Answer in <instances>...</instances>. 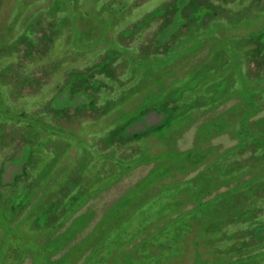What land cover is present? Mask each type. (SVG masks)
Returning <instances> with one entry per match:
<instances>
[{"label":"rangeland","instance_id":"1","mask_svg":"<svg viewBox=\"0 0 264 264\" xmlns=\"http://www.w3.org/2000/svg\"><path fill=\"white\" fill-rule=\"evenodd\" d=\"M248 1V11L253 18L258 16L259 10L264 11V0ZM214 5L224 7L225 14L229 8L236 9L233 0H0V69L4 71L0 70V92L4 100L8 99L7 107L12 113H19L20 108L23 112L28 110L41 118L45 128L31 129L0 115V205L6 200L8 208L35 201L44 206L38 216L29 212L22 214L20 230L31 233L37 229L36 242L45 250L44 256L52 251L51 263L60 264L59 259H69L73 252V264L82 263L88 256L91 261L86 264H103L100 261L107 257L106 253H94L98 238L122 241L131 223L118 216L107 221V229L92 235L94 239L80 252L79 244L76 245L80 240L76 236L78 228L94 218L80 236L81 239L90 237L95 225L105 222L109 209L154 170L155 192L152 194L160 198L154 200L151 207L137 199L134 203L140 204V211L121 215H139L132 222H142L138 226L141 229L146 221L159 215L167 221L154 233H149L148 227L143 228L147 232L133 243L146 246L139 251L143 257H139L137 250L132 252L134 245L126 248V252H132V261L136 259V263L163 264L162 261L170 260L171 264H192L193 248L189 239L194 240V236L186 238L188 244L184 243L181 257H175L176 246L165 249L164 255L153 249L160 245L159 241L167 240L166 235L173 236L181 230L169 227V209H176L174 206L180 201L184 211L198 207L207 209V217L216 227L227 222L223 220L227 219L222 216L223 211L234 208L236 198H241L244 188L238 185L264 177V112L247 121V131L241 128L248 107L252 109L249 114L264 109V54L258 57L255 53L258 47L250 41L243 48L239 46V56L245 54L244 61L249 60L245 68L236 67V71L233 68L229 75L227 72L218 74L224 65L223 54L218 52L221 46L205 35L206 41L197 48L180 54L181 57L178 54L176 58H169L178 53L179 45L186 40L195 41L200 32L212 26L215 16L209 14L207 7ZM95 8L101 9L99 12L106 17L102 21L108 22L102 33V27L93 26L95 21L91 14L96 12ZM73 10L75 27L67 20ZM218 17L225 25L224 12ZM252 25L259 31L264 29V16ZM59 26L62 28L56 34L54 28ZM247 28L242 26L238 30L240 36L248 38L246 34L250 29ZM229 34L224 26L216 32L222 41ZM32 44L33 48L27 47ZM145 101L155 107L157 114L150 111L126 128L131 114L147 107ZM243 103L247 104L246 108ZM159 125L167 128L160 133H148ZM240 132L242 136L238 140ZM140 133L147 134L136 137ZM237 141H240L239 148ZM209 147L205 164H199V171L190 176L183 170L162 175L160 162L121 176L117 182L106 186L96 199L88 200L85 215L67 222L61 229L62 220L74 207L76 197L79 200L83 194L89 197L103 180L119 177L120 164L118 167L114 161H137L168 150L176 154L194 150L206 152ZM229 149L234 150V155L222 159L224 154L220 152ZM9 160L15 167L21 165L23 172L12 182L10 178L1 177ZM217 167L219 172L214 171ZM200 172L204 179L209 178L207 192L201 190L202 185L190 183L187 188L197 191L199 198L182 199L181 186L177 183ZM51 190L50 198L42 197L43 191ZM252 204L264 207V202ZM8 214H11L10 209ZM231 217L226 232L230 244L236 233L247 232L240 237L241 244H248L246 248L252 250L264 245V212H259L256 218L244 217L251 218L245 221L238 220L234 212ZM11 219L8 216L2 223L0 218V264H50L48 257L37 256L32 242L28 244L24 240L23 247L18 248L11 231L4 230ZM119 219L123 223L119 224ZM226 247L219 245L221 250L227 251ZM200 248L205 252L210 250L201 245ZM115 254L113 252L112 260H116ZM128 259L129 256L125 260Z\"/></svg>","mask_w":264,"mask_h":264},{"label":"trees","instance_id":"2","mask_svg":"<svg viewBox=\"0 0 264 264\" xmlns=\"http://www.w3.org/2000/svg\"><path fill=\"white\" fill-rule=\"evenodd\" d=\"M232 1V0H229ZM250 1L248 0H233V4H235L236 9H228L229 11L225 14L226 9L222 6H218V5H214V6H209L207 7V11L209 12V14L214 15L215 19L214 22H212V26H210L208 29L203 30L202 32H200L197 37H195V41L194 40H186L183 45H179L178 48V53L175 54V56H170L169 58L172 57H177L180 54H184L186 51H188L189 49H195L197 48L198 44L203 43L202 41H206V39L204 38L205 35H208L211 41H216L218 45L221 46V48L218 49L219 53L223 54V58H224V65L221 66V70L218 71V74H220L221 72L223 73H228L229 75V71H231L233 68L236 71V67L237 69H244L246 64L248 63L249 60L244 61V55L239 56V52L240 49L243 48L244 46H247V44H250V41H252L253 43L256 44V46L258 47L255 50V53L257 54L258 57H260L262 54H264V29L262 30H257L253 27L252 23H257L260 21L261 17L264 16V11L259 10V14L256 18H253L249 11H248V6H249ZM241 4H245L243 5L241 8L239 7ZM96 10V12L93 14H91V16L93 17L94 25L96 27H102V32H104V28L108 27L107 24L108 22H103L102 20L105 19L106 17L103 15V12L100 13L99 10H101L100 8L98 9H93V11ZM226 16L227 18V22H225V25H222L223 22H219L218 20V16L220 14H223ZM238 12H240L238 14ZM68 13V12H67ZM69 14V13H68ZM97 14V15H96ZM71 18L67 19L68 22L70 23L71 26H76L74 22L75 19V11L73 10L72 13L70 14ZM100 15V16H99ZM217 15V16H216ZM67 18V16L65 17ZM88 17H86L87 19ZM188 21L190 23V19L188 18ZM61 22H64L63 20ZM191 24V23H190ZM64 26V25H63ZM221 26H224L226 30H228L231 34H229L228 37L224 36V40H219V38L216 36V32L217 30H219L221 28ZM249 27L247 29H250L249 32L246 34L248 38H246L245 36H240L238 30L241 29V27ZM62 28V26L58 27V28H54V31L56 32V34L58 33L57 31H59ZM57 29V30H56ZM63 30H66L65 28ZM67 31V30H66ZM236 31L238 33H236ZM103 34H101L102 36ZM125 35V34H124ZM194 41V42H193ZM225 42H227V46L225 45ZM187 44V47H184ZM239 46H242L239 49ZM28 48H33V44L27 45ZM246 48V47H245ZM179 54V55H178ZM182 54V55H183ZM180 55V57L182 56ZM2 72H4L2 69H0ZM203 72H201L202 74ZM210 73L212 74L213 71H210ZM197 78V76H196ZM2 82V81H1ZM23 84V83H22ZM22 84H20L21 86H23ZM147 90H150L148 88H146ZM232 91L234 92L235 90L232 87ZM20 93V92H18ZM226 96L228 97L229 95L226 93ZM225 96H223L224 98ZM135 98V97H134ZM5 98L2 97V94L0 92V115L2 116V118L11 121V122H15L18 123V125L21 124H25L27 126H29L31 129L32 128H37V129H41V130H45V128L43 127L41 121H40V117L38 116H33L31 113H29V111H25L23 112L22 110L18 109L19 113H16V111L14 113H12V111L9 110V108L7 107L8 105V99L4 100ZM145 105L143 108H140L138 110V112L134 113L133 115L131 114V119L129 121V123L125 126L126 128H128L129 125H131L132 123H135L136 121H138V119H140L139 117H143L146 114H148L150 111H154L155 107H150V105L148 103H146L145 101ZM243 105H245L243 103ZM247 105V104H246ZM246 105L243 108H246ZM242 108V109H243ZM248 111L246 112L245 115V119H244V125L241 128H244L245 131H247V121L251 120V119H255L257 117H259V115L264 112V109H260V110H255L253 111V113L249 114V111H251L252 109L250 107H248ZM155 112V111H154ZM156 113V112H155ZM157 114V113H156ZM248 118V119H247ZM20 123V124H19ZM164 125V124H163ZM167 126L165 125V128L162 125H159L158 127H156L155 129H150L151 132H148L150 135L154 134V132H162L164 129H166ZM48 129L46 128V131ZM50 132V131H48ZM55 132V131H54ZM136 134V133H135ZM147 133H140L137 134L136 137L138 136H143ZM30 134L26 135V139L27 136H29ZM149 135V136H150ZM217 136V135H215ZM241 132L238 134V136L236 137L238 140H241ZM240 141H237V146L236 147H240L238 145ZM210 147L206 149V152H201L199 150H194L192 152H188L185 154H176L172 151H163L161 152L159 155L156 156H150V157H140L137 159V161H128L127 163H117L116 161H114L113 163L120 164V172L121 174H119L118 178L116 176V179L114 180L113 178L105 181L103 180V182H101L100 184H98L91 192V195L88 197L86 196V194H83L81 197V200H79L76 196V203L74 204V207H72V209L68 210L67 212V217L62 220V224L61 229H63L67 224V222L70 221H76L77 219H79L80 217H82L83 215L86 214V212H84L87 208V204H88V200H94L96 199V197L98 195L101 194V191L108 185L114 184L115 182H117V179L121 178V176H125L128 175L130 173H132L135 169L141 167V166H148L154 163H158L160 162V174L163 172L165 175L167 176L168 173L174 174L175 171L178 170H183L184 173L186 175L190 174H194L197 171H199L200 167L199 164L203 165L204 163V158L208 155V152H210ZM221 154H224L222 159L227 160L230 155H234V150H224L220 152ZM220 154V155H221ZM218 157V156H217ZM13 160V158H12ZM196 163V164H195ZM225 166L226 163L224 162ZM5 169L2 172L1 177L3 178V180L6 178H10L11 180L9 182L14 181L17 177H19L21 174L23 175L22 172V166L21 165H17L15 167V165H13V162L11 160H9L5 165H4ZM21 166V167H20ZM16 168L17 172L19 171V173H16V170L10 173V169ZM208 167L210 169L209 166H205ZM174 171V172H172ZM214 171H220V169L217 167L216 169H214ZM153 170V172L149 171L148 174L145 176L144 179L141 180V182L137 183L133 188H131L130 190H128V192L120 199L116 202V204L109 209L108 214L106 219L103 221H100L97 225H95L96 227H94L90 234L91 236L88 237L87 239H81L80 236H82L83 232H85L90 224L92 223V221L94 220V218H92V220L90 222H88V224L86 225H82L81 227L78 228L77 230V235L79 237V242L76 241V245H78V250L79 252L81 250H84L85 245H87L89 242H91V240L94 239V236L96 233L100 234L104 231V229H107V225L106 222L107 221H111L112 219H114L116 216H118L117 218H122L123 220L127 221L126 223H131V227L130 230L128 231V233L126 234V237L124 240L122 241H117V242H111L108 239L104 240L103 237L101 239L98 238V241L96 243H98L97 247L95 248V254L99 253L101 254L106 253L107 257L102 258L100 263H106V264H143V261L136 263V259L135 261H132V252L136 251L139 252L141 251L143 248H146V246L142 247L139 246V244H133L137 239H139L143 234V232L145 231L143 228L148 227L149 229L147 231H149V233H154V230H157V228L161 225V223L166 222L167 218H163L160 215L158 216V218L150 220V221H146L147 223L143 225L142 229L138 228V226H141V223L138 222H132V221H136L137 217L139 215H136L135 217H126V216H122V215H132L135 211H140L138 210L140 208V204L137 206V204L134 203L135 200L139 199V201L145 202L147 204V206L151 207L153 205L152 202L154 200L159 199L160 197L156 194H152L154 193V182H155V176L154 174H156V172ZM203 173H198L195 177H189L187 176V178L183 181H179L177 184L179 186H181L179 188V195L180 197H182V199L185 200H189L190 198L193 199L195 198L196 200H198L199 195L196 194L197 191H193L189 190L187 187L190 183H194V185H202V189L204 190V192H207L205 190H207V185H206V181H208L209 178H205L202 175ZM160 176V175H159ZM158 180V179H156ZM218 180H220L218 178ZM226 180V177L224 179V181ZM203 184H200V183ZM8 183V182H7ZM239 187L244 188V191L241 193L242 196L241 198H236V204L235 207H230V208H226L223 211L222 216L223 217H227V219H223V220H227L221 222L220 224H218V226L214 227L215 222H213V220H210L209 217H207L209 215V211L206 210H201V207H198L197 209H190L188 211H184L181 208V201L179 203H177L174 207H176V209H172L170 208L169 211L167 212V216H168V223L170 224L169 227L173 226V227H180L181 230L180 232L178 231V233H174L173 236L171 234L166 235L167 240L166 241H162L159 244L160 245H156L153 249L157 250L158 254H165V249H171L173 246H176V251H175V257H181L182 255V251H183V245L184 243L187 242L188 244V239L186 240L187 237L189 236H194V240H190L189 239V245L193 248V260L192 262L195 264H208L206 263V261L211 260L213 263L211 264H264V245H260L258 247H254V249L249 250V248H246L247 245L246 244H241L243 243L242 239L240 238L241 236L244 237L242 234H246L247 232H241V233H236L233 238L235 240H233V238L231 240H233L232 244L229 243L230 239L227 238L226 239V235L228 232L227 229L229 230L230 226L228 225V219L232 218L231 214L232 212H234L235 215L238 216V220H248L251 218H244L247 216H251L252 218H256L257 214L259 212H264V207H255L256 205L252 204L253 202H264V177H256L253 179L245 180L243 181L240 185H238ZM55 188V187H54ZM241 188V189H242ZM200 190V191H201ZM44 194L42 197L48 199L52 196V192L51 191H43ZM207 194V193H206ZM210 194V193H208ZM245 194L247 195V197L245 196ZM26 196V195H25ZM32 198V197H31ZM6 202V204H8V202L6 200L1 201V205H0V218H1V222L4 223L5 221L3 219L7 218L8 216H11L12 219L10 221L7 222L6 226L7 228L4 230H9V232L11 231V233L14 235L13 238L16 239V243H18V248H22L23 247V241L25 240L28 244H30L31 242V246L32 248H34L37 251V256L39 257H43L44 255V251L41 249V247L39 246L40 243H37V239L39 238L37 236L38 231L37 229L34 230V232L31 233H25L22 232L20 230V225L21 222L23 221L22 218V214L24 213H32L33 215L35 214V216H38L37 214H39L38 212L42 211L44 206L42 204H40L39 201H35L32 204H27L26 206H24V204L22 203H18L17 206L15 207H6L7 205L4 203ZM52 206V205H51ZM147 206L145 208V211L147 210ZM10 209L11 214H8V211ZM27 211V212H26ZM258 212V213H257ZM122 214V215H121ZM121 215V217H120ZM134 215V214H133ZM22 216V217H21ZM95 217V216H94ZM213 217V216H212ZM39 218V217H38ZM125 218V219H124ZM201 219H203V221H201ZM231 220V219H230ZM138 221V220H137ZM160 222V223H159ZM225 222V223H224ZM248 222V221H247ZM118 223L121 224L123 223V221L121 219L118 220ZM189 223V224H188ZM137 224V225H136ZM125 225V224H123ZM195 225H198L195 227ZM119 226V225H118ZM128 226V225H127ZM186 227V228H184ZM124 232L126 231V228H124L123 230ZM145 231L144 234L147 232ZM171 235V236H169ZM109 236V234L107 235V237ZM111 236V235H110ZM110 236L108 238H110ZM77 237V238H78ZM96 239V238H95ZM24 241V242H25ZM37 241V242H36ZM174 243H178L177 245H173ZM221 244L223 246H227L229 248L226 247V250H221L219 248V245L221 246ZM230 244V245H228ZM238 244H240V247H238ZM135 246V248L133 249L132 252H126V248L130 247V246ZM200 245L202 247H207L210 248V250L208 252H205L203 250H201ZM236 246V247H233ZM246 248V249H245ZM108 249H112V252H110ZM125 251V252H123ZM151 251V249H150ZM113 252H116V260H112L113 259ZM137 252H135L134 254H136ZM102 253V254H103ZM141 252H139V257H143L141 256L142 254H140ZM143 253V251H142ZM145 254V253H144ZM97 257L99 256L98 254L96 255ZM129 256L128 260H125L126 257ZM145 256H147V253L145 254ZM156 256V253H155ZM160 256V255H159ZM158 256V257H159ZM209 256V257H207ZM46 257L45 259H47L48 257V263L50 264H57V263H51L50 257H52V251H49V253L44 256ZM101 257V255L99 256ZM117 257H119L121 260L117 259ZM134 257V256H133ZM174 257V258H175ZM207 257V258H204ZM138 259V258H137ZM169 259H173V258H169ZM142 260V259H141ZM59 261H62L60 264H73V261H75V255L72 252L71 253V258H67V259H59ZM89 261H91V258L85 257L84 261L80 264H86L89 263ZM262 261V262H261ZM161 262V259H160ZM163 264H171L170 260H166V262H163ZM192 263V264H193Z\"/></svg>","mask_w":264,"mask_h":264}]
</instances>
